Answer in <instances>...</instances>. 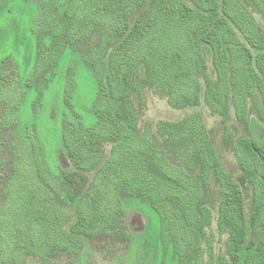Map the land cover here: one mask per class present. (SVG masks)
<instances>
[{
    "label": "trees",
    "instance_id": "16d2710c",
    "mask_svg": "<svg viewBox=\"0 0 264 264\" xmlns=\"http://www.w3.org/2000/svg\"><path fill=\"white\" fill-rule=\"evenodd\" d=\"M56 1L40 0L39 52L26 86L41 100L66 50L80 40L95 44L97 28L99 43L88 53L100 86L93 107L96 124L80 132L63 119V147L74 168L58 176L37 133H28L22 150L25 169L12 162L6 176L0 263H23L32 255L54 264L64 255L81 254L85 238L96 243L111 236L118 239L115 227L124 213L122 199L137 197L159 218L164 252L172 247L183 263L187 256L194 264H205L202 236L213 222L212 177L221 190L218 228L228 236L219 264H264V144L240 137L232 145L251 189L248 211L244 192L220 165L203 115L194 113L161 128L177 155L183 147V165H174L151 139L135 135L139 118L131 92L144 74V83L168 96L174 109L196 108L203 101L220 117L224 139L229 140L231 110L246 122L251 105L259 114V104L264 105V39L248 7L252 3L264 17V0H165L163 10L147 13L149 23L134 28L131 21L145 0H99L115 5L109 15L100 6L93 10L87 0L82 6L72 0L59 17ZM47 38L50 44L41 51ZM180 41L187 45L182 56L174 52ZM140 43L145 46L142 52ZM202 45L212 50L216 81L210 77ZM252 49L262 53L255 60ZM71 87L69 82L67 101ZM121 118L129 134H124ZM106 144L111 145L108 158ZM72 214L74 236L65 232ZM209 254L213 259L212 245Z\"/></svg>",
    "mask_w": 264,
    "mask_h": 264
},
{
    "label": "rangeland",
    "instance_id": "374dc122",
    "mask_svg": "<svg viewBox=\"0 0 264 264\" xmlns=\"http://www.w3.org/2000/svg\"><path fill=\"white\" fill-rule=\"evenodd\" d=\"M70 1L72 0L56 1L58 17L62 15ZM76 1L78 5H83V0ZM87 1L93 10H99L100 6L102 12L108 15L115 7L112 2L105 5L99 0ZM91 1H93L92 4ZM165 6V0H145L143 9L131 21V27L146 25L151 21L147 18V13L156 14ZM248 7L257 23L260 36L264 39V17L252 3H249ZM41 13L40 0H0V205L5 201L3 190L9 165L15 162L21 166L22 170L25 169L26 151L22 152V150L26 145L25 140L28 133L33 131L37 133L53 173L58 176L63 171L71 172L74 168L63 147V119L69 120L72 126L80 132L96 124L93 107L100 86L89 64L88 53L99 43L97 28L92 38L95 44L88 39L80 40L77 45L66 50L41 100H37L35 90L26 86L38 57L37 32ZM49 44L50 39L47 38L41 51H45ZM183 44L180 41L174 47L176 54L182 56L187 53V45ZM91 45L94 46L91 47ZM138 46V52L145 49L142 43ZM251 51L254 60L262 54L257 50L252 49ZM201 52L206 60L211 79L216 81L211 48L208 45H202ZM138 66L139 69L142 68ZM139 77V81H135L131 91L139 118L135 135L151 139L170 163L182 166L183 147L178 148L179 154L177 155L161 128L165 124H176L194 113H201L206 129L214 142L220 165L244 192L249 211L251 189H245L240 184V179L244 175L232 145L240 137H246L250 142L259 146L264 144V105L259 104L260 107L258 106L261 110L260 114L259 110L251 105L246 122H240L232 109L228 123L232 137L226 141L220 117L214 115L205 102L202 101L201 106L196 108L174 109L170 105L168 96H164L156 88L144 83V74ZM199 79L205 90L204 79L201 75ZM69 82L72 84L71 97L67 101L66 93ZM121 123L124 125V134H129L123 118H121ZM110 148L111 145H104L105 158H108ZM198 172L199 169L196 173ZM210 193L213 198L210 203L213 222L210 228L205 229L202 236V254L205 264H219L222 256L226 255L228 236L218 228L217 207L221 190L212 177ZM122 200L124 213L119 218L115 230L120 236L122 233L124 238L120 239L119 236L117 239L111 236L100 243L85 238V247L81 254L64 255L54 264H194L193 259L187 256L185 257L186 263H183L179 256H175L172 247L166 252L163 251L160 242L159 218L147 201L137 197H125ZM73 209L74 207H70L69 213H73ZM75 216L72 214L71 224L65 228V232L70 236H74ZM209 245L213 247V259L209 254ZM0 264L45 263L40 258L29 255L23 263L9 261Z\"/></svg>",
    "mask_w": 264,
    "mask_h": 264
},
{
    "label": "water",
    "instance_id": "95a60500",
    "mask_svg": "<svg viewBox=\"0 0 264 264\" xmlns=\"http://www.w3.org/2000/svg\"><path fill=\"white\" fill-rule=\"evenodd\" d=\"M246 183H247V179H246V177H245V176L241 177V179H240V184H241V186H242L243 188H245V189H247V187H246Z\"/></svg>",
    "mask_w": 264,
    "mask_h": 264
}]
</instances>
